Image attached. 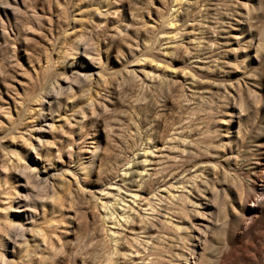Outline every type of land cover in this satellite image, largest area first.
<instances>
[{"label":"rangeland","instance_id":"rangeland-1","mask_svg":"<svg viewBox=\"0 0 264 264\" xmlns=\"http://www.w3.org/2000/svg\"><path fill=\"white\" fill-rule=\"evenodd\" d=\"M175 11L177 41H160ZM260 43L264 0H0V264H106L94 204L147 144L140 193L159 217L148 252L127 240L139 253L118 264H178L189 247L196 264H264ZM38 135L47 159L31 149ZM19 158L42 161L39 182ZM75 168L84 179L61 182ZM162 175L189 198L165 197ZM130 178L120 204L139 191ZM29 209L28 235L46 242L13 250Z\"/></svg>","mask_w":264,"mask_h":264},{"label":"bare ground","instance_id":"bare-ground-1","mask_svg":"<svg viewBox=\"0 0 264 264\" xmlns=\"http://www.w3.org/2000/svg\"><path fill=\"white\" fill-rule=\"evenodd\" d=\"M171 19H169L168 27L170 30L167 32V36L165 38L161 37V39L168 41H177V37L175 34H173V29L177 24L178 20V12H173ZM258 51L263 52L264 45L260 43L257 46ZM257 53V52H256ZM256 55H260L258 52ZM155 69L152 70V73H156V71L160 68V65L155 66ZM98 94H96V97ZM94 104V100L88 101V106H92ZM38 115L42 117L39 119V122H47L48 119L45 114L39 112ZM32 125V127H34ZM31 127V128H32ZM176 138V137H174ZM35 147H31V149L35 150L37 154H39L41 157L47 159L46 157L49 156L47 153L44 154V156L39 152V150L43 149V144L39 140V135L36 136L35 140ZM98 146L94 148V154L93 158L95 159L97 156ZM155 150H157L156 145H146V147L141 148L140 150L135 149L128 157L127 162L124 165L123 171L120 175V178H116L113 181H110L108 185L105 187L104 191H101L98 198V204H94L96 216L100 220L98 229L100 232H98L97 237H100L99 240L101 241L102 245H104L105 255L104 259L106 261V264H110L113 259H116L115 262L118 264V258L124 257L129 258V254H138V250L134 249V251L130 250L129 254H127L125 251V248L127 250L130 249V247L127 245V242H132V244H136L142 248L143 252H148L152 242L150 239V235L148 233L149 229H151L154 226L153 220L158 219L159 216L156 214L159 213V208L157 207L159 204H149V202L154 199V195H150V197L143 196V194L140 193V191L147 192L146 194H149V192L145 188V181L147 179L141 178L143 177L142 173L146 172L147 170L145 168V164L142 163H148L152 161V157L155 156ZM15 159V158H14ZM35 162H21L20 158L17 160H13L12 162L19 161L18 167L22 168V171L26 173L29 177L34 178L35 182L40 181V175L38 172V167L42 161L39 158L33 159ZM42 167H46L43 164ZM140 166L142 168H140ZM64 177L61 178V182L65 184H70L71 181L75 184H79V181L81 179V175H84V172H80V170H70V174H73L72 179L67 178L65 176V173H61ZM133 174H138L141 178V182L137 185V188L139 191L133 192V200L131 204H120V201L125 200V197L127 196L125 192L129 191L128 182H135V180L132 177ZM151 176V175H149ZM149 178V177H147ZM161 184L158 185L159 190H163L164 196L169 197L172 200L178 199V198H189V193L184 191V186H181V191L178 192L177 190H172V188L178 189V186L174 185L173 182H170L169 177L165 178L163 175L161 176ZM177 182V181H176ZM175 182V183H176ZM28 183V181H26ZM55 184V183H54ZM193 185H195V182H193ZM190 192V191H189ZM187 193V194H186ZM162 194V193H161ZM20 197V195H17ZM153 201V200H152ZM29 198L23 197L21 200L18 201V203L22 206H32L29 204ZM12 206V204L8 205ZM36 207V206H32ZM33 208V209H34ZM33 209H29L24 215V218L22 222L15 223L12 227V234H11V240L12 243V249L14 250L16 247L19 249H22L24 247H27L28 241L30 238L34 241L38 239L43 243L46 242L45 240V234L43 232H39L38 235H28V232H30L32 229V222L36 211H33ZM30 220V222H28ZM28 222V223H27ZM169 223H174L169 221ZM177 223V222H176ZM174 223V224H176ZM177 225V224H176ZM97 231V230H96ZM144 235V236H141ZM193 235V234H192ZM195 238L204 239L202 238V235L199 233L197 235H194ZM36 237V238H35ZM128 240V241H127ZM20 241V243H19ZM1 247H3V244L1 243ZM129 248V249H128ZM197 250L194 247H189L188 250V256L183 253L180 258L182 260H178V264H196V262L192 261L191 258L194 253H196ZM137 256V255H136ZM131 258V257H130ZM134 259V258H133ZM1 260L6 262V258L4 254H1ZM124 261V260H123ZM141 261H144L143 258H141ZM146 263V262H145Z\"/></svg>","mask_w":264,"mask_h":264}]
</instances>
